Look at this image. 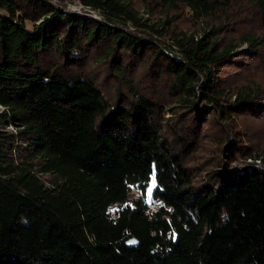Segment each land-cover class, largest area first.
<instances>
[{
    "label": "trees",
    "instance_id": "16d2710c",
    "mask_svg": "<svg viewBox=\"0 0 264 264\" xmlns=\"http://www.w3.org/2000/svg\"><path fill=\"white\" fill-rule=\"evenodd\" d=\"M79 1L0 0V264H264V162L230 163L260 155L232 121L264 116V0ZM207 114L230 162L197 179Z\"/></svg>",
    "mask_w": 264,
    "mask_h": 264
},
{
    "label": "rangeland",
    "instance_id": "374dc122",
    "mask_svg": "<svg viewBox=\"0 0 264 264\" xmlns=\"http://www.w3.org/2000/svg\"><path fill=\"white\" fill-rule=\"evenodd\" d=\"M64 1L67 9H71L78 12H82L86 10L89 11L87 8H84L81 5L79 0H64ZM138 6L142 11V14L148 17H152V14L148 12L145 6L139 3ZM89 12H91L94 15L96 14L98 16H101V14L98 13L97 11H89ZM202 23L204 22L201 19H196L195 16L190 15V13L189 12L187 13L186 11L184 12V14H181V17L177 20V24L179 25V27L187 28L191 30H201L202 29L201 25L203 26ZM29 25H31V23H29ZM250 27L251 26L248 22H246L243 26L245 30H248ZM230 30L231 28L229 29V31ZM245 46L246 43H243L241 46H239V49L241 48L243 50ZM92 66L93 69L91 70V72L100 71V69L102 68V66L98 64L95 65L92 64ZM229 70H230L228 71L229 75L233 77V75H235V72L238 71L239 69L235 70L234 67L233 68L230 67ZM253 75L258 78L261 77V79L264 80L263 67L258 66L254 68ZM244 77H245L244 75L238 74L236 75L235 80L240 81V79H244ZM109 85H111L110 82L106 84V87H109L111 92V87ZM170 115H171L170 111L166 112V116H170ZM207 115L208 116H207V121L204 124V135L201 145L196 151H194L190 159V164L198 166V168L196 169L197 179H200L202 175L205 174V171L211 168V166L216 161V159H219V161L222 163L230 162V158H228L227 154H226L227 156L224 155V152L221 150L220 147L223 146L225 142L224 143L219 142L222 139L221 129H224L223 124H220V122L219 123L216 122L215 114H207ZM259 115L242 114L236 120L232 121V125H234L235 129L238 130L237 133L241 137L242 142L250 143V147L256 148V151L260 152L259 156L261 157V160L264 162V116H259ZM221 121H223V119H221ZM226 127L230 128V125L227 124ZM233 134H235V131H233ZM249 157L250 156L240 155L237 156V158L231 159L230 163L231 165L242 166V164L246 162ZM200 168H203V170H200ZM44 177L50 178V175L45 174ZM153 186H154V181H152L151 185L148 187L147 190L148 201L151 199Z\"/></svg>",
    "mask_w": 264,
    "mask_h": 264
},
{
    "label": "built area",
    "instance_id": "2783aa9c",
    "mask_svg": "<svg viewBox=\"0 0 264 264\" xmlns=\"http://www.w3.org/2000/svg\"><path fill=\"white\" fill-rule=\"evenodd\" d=\"M79 2H80V1H79ZM80 3H81V2H80ZM81 5H82L84 8H87L89 11H97V12L99 13V11L96 10V9L90 8V7H88V6H85V5L82 4V3H81ZM89 11L86 10V11H82V12H87V13L92 14V13L89 12ZM92 15H94V14H92ZM94 16L100 17V16H98V15H96V14H95ZM6 108H7V106L0 102V112L4 111ZM8 128H10V129H14V130H15V126H14L13 124L9 125ZM253 160L259 162V161H261V158H260V157H256V158H254V157H249L247 161H253ZM142 194H143L142 191H141L136 185H135L134 188H132L131 191L129 192L130 197H134V198H135V197L142 196ZM163 204H164V201H163L161 198H159V197H157V198H152V200L150 201V209H154V208H156L157 206H161V205H163Z\"/></svg>",
    "mask_w": 264,
    "mask_h": 264
}]
</instances>
